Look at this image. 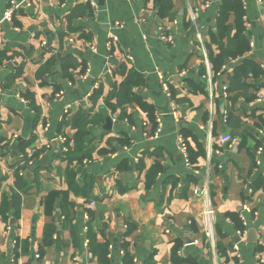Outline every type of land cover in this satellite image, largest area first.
Wrapping results in <instances>:
<instances>
[{"label":"crops","instance_id":"0c3cea01","mask_svg":"<svg viewBox=\"0 0 264 264\" xmlns=\"http://www.w3.org/2000/svg\"><path fill=\"white\" fill-rule=\"evenodd\" d=\"M206 1L29 0L6 20L0 0V264H99L103 244L109 264H175L176 242L186 264L264 263V0H241L248 50L215 78L222 0ZM180 136L187 154L202 145L191 165ZM206 181L212 238L194 193Z\"/></svg>","mask_w":264,"mask_h":264},{"label":"trees","instance_id":"16d2710c","mask_svg":"<svg viewBox=\"0 0 264 264\" xmlns=\"http://www.w3.org/2000/svg\"><path fill=\"white\" fill-rule=\"evenodd\" d=\"M220 13H219V18H218V34L216 36L224 37L227 35V26L224 25V21L227 17V14L229 11H233V14H235V22H236V28L235 32L233 34V37L231 39V43L227 46H223L222 43L220 42L218 37H212V40L216 42L220 47H219V52L215 53L211 50V48L208 46V55L211 63V69L212 73L214 74V78L220 71L222 65L229 59L231 58H236L238 56H242L246 51L248 50V43L245 40V38L242 36V31H243V20L242 16L244 14L243 6H242V1L241 0H222L221 5H220ZM233 38L235 42H233ZM234 43V45H233ZM233 45V46H232ZM249 67L253 71L254 77L259 76V69L256 64L253 62L247 61L243 65L240 66V71L243 70V68ZM235 77V75H233ZM139 102V106L146 110L148 114H150V118H153L151 115L152 112V107L145 102L141 101L140 99H137ZM80 124L78 125V133H76L75 136V151L77 150V147L82 144V139L81 135L87 133L86 125L89 123V120L86 117L80 116L79 118ZM190 135V133H188ZM184 136L186 137L187 135L184 133ZM197 144V152L193 153L188 146V159L191 163L196 162V158L198 156H202L204 154L202 145L199 142H196ZM84 154V152L82 153ZM73 156V151L68 152V157L71 158ZM160 171V167L158 165L153 166L147 173L148 176L150 175H155L157 172ZM71 174V173H68ZM231 217L232 221L234 222V225L238 230L242 231L244 228V225L242 224V221L240 217H238L237 214H229ZM47 241L46 243H48ZM93 247V245H92ZM180 247V244L176 242L171 250L172 254V260L174 261L175 264H186V260H183L179 257H177V250ZM221 251L225 252V248H222L219 246ZM96 252H98V262L99 264H109V261L106 257V252H107V246L106 245H101L100 248L95 249ZM259 264H264V263H259Z\"/></svg>","mask_w":264,"mask_h":264},{"label":"built area","instance_id":"2783aa9c","mask_svg":"<svg viewBox=\"0 0 264 264\" xmlns=\"http://www.w3.org/2000/svg\"><path fill=\"white\" fill-rule=\"evenodd\" d=\"M10 4H11V7H9L6 11H5V14H4V18L6 20H10L12 18V13H13V10L15 8H18V6H20L22 3H28L29 0H23L22 3H16L14 0H9ZM210 3V1H206V6H208ZM190 14H191V20L193 22V25L195 27V31H196V34L198 36V38L200 37V33H199V29L200 27L196 24L195 22V16L193 15V13L190 11ZM161 39L162 41L166 42V43H169V42H172L173 41V37L171 35H168V34H162L161 35ZM107 46L110 47V41L107 43ZM92 49H94L93 46H91ZM220 73V71L218 72V74ZM161 85H162V88L164 89L165 93L167 96H170V93H169V87H168V84L166 83L165 80H163L161 82ZM211 82H209V97H210V100H212L214 97H215V94L212 92L211 90ZM220 96L225 99L227 98V86L225 85H222L221 88H220ZM263 97L264 95L262 93H259L256 97V100L258 102H261L263 100ZM223 120L225 119L226 115H227V111L226 109H223ZM172 114L173 116L176 118V112L175 111H172ZM205 127L206 129H208L209 131L212 129L213 127V116H212V112H210L209 116H208V119L205 123ZM160 131V125H158L156 131H155V134H158ZM231 139V137L229 135H222L221 137H219V141L220 143H226L228 142L229 140ZM179 148L180 150L183 152L184 156L186 157V163L188 165H191L190 164V161L188 159V154H187V148H186V145L184 143V140H183V137L180 136L179 138ZM194 193L196 195H200V196H203L204 197V200H205V207H204V210H203V216L205 218V226H206V235L207 237L209 238H212L213 237V231H212V226H213V221H214V215H215V211H214V208L211 204V201H210V197H209V193H208V183L206 181L205 183V186L202 188V189H195L194 190ZM244 208H247L246 205L243 206ZM87 218V217H86Z\"/></svg>","mask_w":264,"mask_h":264},{"label":"water","instance_id":"95a60500","mask_svg":"<svg viewBox=\"0 0 264 264\" xmlns=\"http://www.w3.org/2000/svg\"><path fill=\"white\" fill-rule=\"evenodd\" d=\"M110 127H111V120H110V117H107L106 122L104 124V128L109 129Z\"/></svg>","mask_w":264,"mask_h":264}]
</instances>
